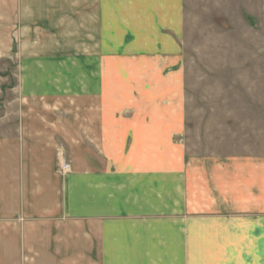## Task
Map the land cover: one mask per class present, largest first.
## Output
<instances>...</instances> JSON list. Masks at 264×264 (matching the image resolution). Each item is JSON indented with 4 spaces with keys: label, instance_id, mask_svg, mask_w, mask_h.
Instances as JSON below:
<instances>
[{
    "label": "crops",
    "instance_id": "obj_1",
    "mask_svg": "<svg viewBox=\"0 0 264 264\" xmlns=\"http://www.w3.org/2000/svg\"><path fill=\"white\" fill-rule=\"evenodd\" d=\"M0 7L22 41L19 109L3 116L19 121L0 137V264H264V153L187 158L184 112L156 107L171 80L151 78L149 7L132 11L131 54L149 62L129 80L109 62V15L122 19L104 0Z\"/></svg>",
    "mask_w": 264,
    "mask_h": 264
},
{
    "label": "rangeland",
    "instance_id": "obj_2",
    "mask_svg": "<svg viewBox=\"0 0 264 264\" xmlns=\"http://www.w3.org/2000/svg\"><path fill=\"white\" fill-rule=\"evenodd\" d=\"M132 1L131 7V0H104L107 12L116 10L122 19L114 23L109 15L107 47L116 52L110 58H118L109 62L130 67H124L125 80L137 77L136 66L149 62V56L138 59L142 55L131 54L130 38L132 11L141 4L149 7L151 78L171 80V87H156L164 97L153 104L184 112L185 130L175 142L184 143L187 158L210 161L245 152L263 154L264 0ZM2 11L0 7V137L19 121L3 116L19 109L14 100L22 43L19 24H4ZM84 19L77 16V33Z\"/></svg>",
    "mask_w": 264,
    "mask_h": 264
},
{
    "label": "built area",
    "instance_id": "obj_3",
    "mask_svg": "<svg viewBox=\"0 0 264 264\" xmlns=\"http://www.w3.org/2000/svg\"><path fill=\"white\" fill-rule=\"evenodd\" d=\"M70 164L65 156H61L60 159V167H59V172L61 173H67L70 171Z\"/></svg>",
    "mask_w": 264,
    "mask_h": 264
}]
</instances>
